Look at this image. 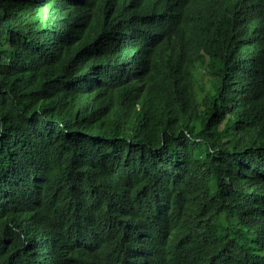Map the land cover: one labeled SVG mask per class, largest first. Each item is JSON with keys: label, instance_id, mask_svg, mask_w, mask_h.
I'll return each instance as SVG.
<instances>
[{"label": "trees", "instance_id": "trees-1", "mask_svg": "<svg viewBox=\"0 0 264 264\" xmlns=\"http://www.w3.org/2000/svg\"><path fill=\"white\" fill-rule=\"evenodd\" d=\"M0 264H264V0H0Z\"/></svg>", "mask_w": 264, "mask_h": 264}, {"label": "rangeland", "instance_id": "rangeland-1", "mask_svg": "<svg viewBox=\"0 0 264 264\" xmlns=\"http://www.w3.org/2000/svg\"><path fill=\"white\" fill-rule=\"evenodd\" d=\"M202 72H203V69L200 66L198 68V70L196 71V74L194 75L195 78H196L195 79L196 80L195 83H198V81L202 79L205 82V89H207L209 87V85H210L209 77L207 75L203 74Z\"/></svg>", "mask_w": 264, "mask_h": 264}]
</instances>
